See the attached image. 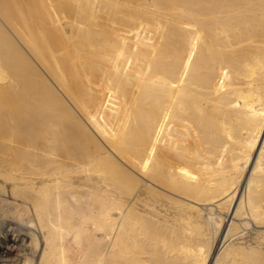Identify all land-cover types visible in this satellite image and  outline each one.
Masks as SVG:
<instances>
[{
	"label": "bare ground",
	"instance_id": "obj_1",
	"mask_svg": "<svg viewBox=\"0 0 264 264\" xmlns=\"http://www.w3.org/2000/svg\"><path fill=\"white\" fill-rule=\"evenodd\" d=\"M0 264H264V0H0Z\"/></svg>",
	"mask_w": 264,
	"mask_h": 264
},
{
	"label": "rangeland",
	"instance_id": "obj_2",
	"mask_svg": "<svg viewBox=\"0 0 264 264\" xmlns=\"http://www.w3.org/2000/svg\"><path fill=\"white\" fill-rule=\"evenodd\" d=\"M27 239H28V241H30V238H29V237H28ZM20 243H21V242H20ZM27 250H28V252H30V253L33 252V249H32L31 247H29ZM31 251H32V252H31Z\"/></svg>",
	"mask_w": 264,
	"mask_h": 264
}]
</instances>
